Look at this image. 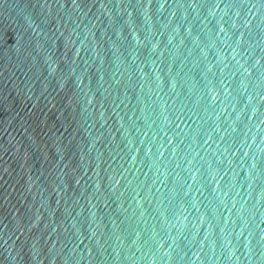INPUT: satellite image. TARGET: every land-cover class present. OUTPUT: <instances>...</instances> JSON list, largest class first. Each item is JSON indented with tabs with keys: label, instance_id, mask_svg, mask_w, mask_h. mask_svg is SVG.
<instances>
[{
	"label": "water",
	"instance_id": "water-1",
	"mask_svg": "<svg viewBox=\"0 0 264 264\" xmlns=\"http://www.w3.org/2000/svg\"><path fill=\"white\" fill-rule=\"evenodd\" d=\"M0 264H264V0H0Z\"/></svg>",
	"mask_w": 264,
	"mask_h": 264
}]
</instances>
